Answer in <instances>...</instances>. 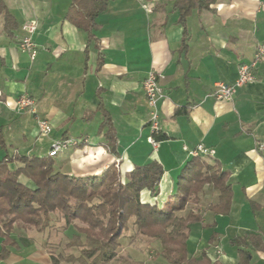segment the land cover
Segmentation results:
<instances>
[{"label": "crops", "instance_id": "crops-1", "mask_svg": "<svg viewBox=\"0 0 264 264\" xmlns=\"http://www.w3.org/2000/svg\"><path fill=\"white\" fill-rule=\"evenodd\" d=\"M2 1L16 23L7 30L0 16V128L8 153L45 157L52 143L72 139L79 145L55 157L62 170L96 174L115 164L123 179L157 162L164 170L158 194L144 190L141 202L172 209L178 178L202 144L214 155L201 162L228 173L233 199L229 214L215 215L207 208L218 202V192L206 185L199 204L178 212L202 217L192 227L189 255L206 254L217 264H264V152L257 149L264 142V58L255 81L232 101L213 96L217 83L233 84L239 67L264 44V0H217L212 11L194 12L185 26L175 0H108L90 34L67 19L70 0ZM31 21L37 24L34 60L19 45ZM150 72L164 92L157 148L148 141L143 90ZM23 94L35 100L34 112L17 110ZM106 117L111 140L102 128ZM38 119L51 124L52 134L39 135ZM13 237L22 246L11 253L48 260L32 237L21 231Z\"/></svg>", "mask_w": 264, "mask_h": 264}, {"label": "trees", "instance_id": "trees-1", "mask_svg": "<svg viewBox=\"0 0 264 264\" xmlns=\"http://www.w3.org/2000/svg\"><path fill=\"white\" fill-rule=\"evenodd\" d=\"M66 15L78 28L89 34L96 28V19L102 14L108 0H70ZM217 0H175V10L180 22L194 12L212 11ZM0 16L7 30L16 28L4 2L0 0ZM187 32L183 40L187 43ZM181 112V111H180ZM107 135H114L110 119L102 124ZM161 139L157 136V140ZM0 148L6 151L0 160V262L11 255V249L19 251L21 243L13 237L16 228H34L44 235L62 219L65 228L73 227L67 249L76 248L77 257L64 260L71 264H110L117 259L123 231L131 220L136 233L158 243L152 261L134 264H217L206 254L196 258L189 255L188 240L193 225L202 223L198 212L188 211L179 216L188 204H199L206 185L218 192V202L207 210L215 215H227L231 210L233 191L228 183V173L218 164H206L194 158L178 178L176 207L159 208L141 202V193L148 190L157 196L164 175L163 167L149 162L136 167L123 179L119 168L111 164L96 174L73 175L62 170L55 158L8 153L4 131L0 128ZM26 178L33 183L29 187L20 181ZM79 221L82 225H76ZM49 236V235H48ZM47 237H44L46 240ZM53 264H59L51 252ZM133 264V263H127Z\"/></svg>", "mask_w": 264, "mask_h": 264}, {"label": "built area", "instance_id": "built-area-1", "mask_svg": "<svg viewBox=\"0 0 264 264\" xmlns=\"http://www.w3.org/2000/svg\"><path fill=\"white\" fill-rule=\"evenodd\" d=\"M145 8L147 7L145 6ZM36 30V22L31 21L26 23L23 26L25 36L19 42L22 52L27 53L32 60H34L37 55L36 45L33 42V35ZM263 58L264 44H261L256 48L253 60L250 63L242 64L239 67L238 77L233 84H226L222 82L217 83L216 90L213 93L214 98L217 101H232L239 88L255 81V69ZM143 90L149 107V128L151 135L148 138V141L154 148H157L159 144L157 136L160 135L162 130L158 103L164 97V92L159 83V79L154 72H150L144 80ZM34 105L35 100L27 94L21 95L16 102V108L21 112L26 110L34 112ZM37 126L39 135L43 137L49 136L53 131V127L45 119H38ZM78 145V141L72 139L56 141L51 145L48 156L55 158L69 148L76 147ZM257 149L264 152V142L258 143ZM191 155L194 158L212 157L214 155V151L200 144L191 151Z\"/></svg>", "mask_w": 264, "mask_h": 264}, {"label": "rangeland", "instance_id": "rangeland-1", "mask_svg": "<svg viewBox=\"0 0 264 264\" xmlns=\"http://www.w3.org/2000/svg\"><path fill=\"white\" fill-rule=\"evenodd\" d=\"M43 140L45 141L46 139ZM38 143L40 144L41 141L36 142V144ZM44 150H46V148H44ZM5 153L6 151L0 148V160L3 159ZM75 224L80 226L82 225L79 221H76ZM127 226V229L123 231V236L121 238V248L119 250L118 257L110 264H134L136 261L144 263L152 261L151 259L154 252L160 250L158 243L152 242L151 239L145 236L138 235L131 220H129ZM15 231L16 233L21 231L30 239L33 238L37 242L36 248L42 249V251L47 253L48 260L45 263H41L37 260L27 258V255L25 256L24 254H19L14 251L11 253L9 258L4 261V264H53L51 260V252L55 257L60 258L59 264H71L64 259L69 256L77 257L79 254L78 249H67L66 247L69 237L75 232V230L73 227L66 229L65 223L62 219L56 221L54 228L49 232H46L44 237L49 235L47 240L43 237V235L38 234L34 228H16ZM23 246L25 247L26 245L23 243ZM26 253L28 254L29 250H27Z\"/></svg>", "mask_w": 264, "mask_h": 264}]
</instances>
